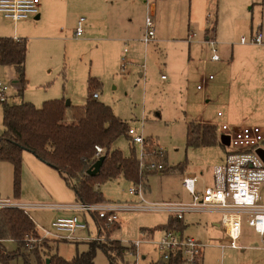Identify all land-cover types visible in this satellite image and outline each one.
I'll use <instances>...</instances> for the list:
<instances>
[{"label": "rangeland", "instance_id": "obj_1", "mask_svg": "<svg viewBox=\"0 0 264 264\" xmlns=\"http://www.w3.org/2000/svg\"><path fill=\"white\" fill-rule=\"evenodd\" d=\"M41 1L40 8L46 5L48 9L38 20L30 18L15 24L0 13V36H8L13 30H17L18 34L19 29L20 34L28 41L25 69L27 89L23 99L38 107L52 98L71 99L72 105H82L89 94H92L88 91L89 77H97L101 82L100 88L97 89L100 98L97 100L111 106L114 113L126 121L129 127L143 133L147 151L150 147L153 150L161 147L166 153L167 167L171 170L154 171L155 173L148 175L145 180L147 187L144 186L146 199L150 203L191 202L192 196L182 185V169L176 167L186 165V174L195 172L200 175L197 187L202 188L205 184H211L214 166L225 160L228 147L219 141V132L218 140L212 146H189L187 125L197 118L219 124L229 120V109L224 106L225 100H217L224 86L220 85L223 77L220 65H211L207 70V76L212 73L216 79L211 80L210 91L206 93L197 89L196 79L186 80L180 76L175 80L170 75L175 68L172 64L174 57L180 50V44H175V40L187 33L190 23L191 0H170V4L167 0L157 2V24L161 25L158 32L168 38V44L171 46L169 50L166 48L165 54L168 55L165 62L162 57L164 52L161 54L160 50L158 56H145L146 43L141 40L146 32L145 19L149 13L145 0ZM209 12L210 27L216 22V29L218 27L222 33V40L229 36L239 40L253 31L252 25L255 29L257 25H262L264 32V0H207L204 14L207 16ZM81 17L86 18L84 34L77 37L76 21ZM127 28L132 29L137 37H141L138 44L143 51L136 64L129 63L123 69V43L115 38L122 35ZM172 36L175 39H171ZM131 43L130 41V45ZM218 45L221 53H229L230 44ZM158 57L160 60H157ZM145 70L146 75H140ZM13 75H16L15 70L0 65V79L11 85V99L19 101L22 96L17 92L19 85L12 82ZM167 75L168 80L161 78ZM171 82L173 84H169ZM203 95H211V100L203 101ZM218 110L223 111L226 116L217 117ZM3 132L0 105V136ZM113 149L120 150L126 157L131 156L135 149L139 156L140 145H133L129 136H121L114 142ZM30 156L34 162L23 158L19 197L14 193L13 173L11 175V171L3 168L0 163V199H10L12 203H24L29 206L31 217L41 233L43 228H50L58 217L78 214L81 220L88 222L90 229V232L79 231L80 235L93 237L100 231L102 240L97 242L119 240L122 245H126L124 240L151 238L141 232V229L145 228H151L149 230L155 232L154 240L159 239L161 229L153 228L167 223L171 217L168 212L160 210H121L118 227L113 229L116 224L106 225L98 220L95 214L74 213L61 209L58 205L76 202L74 191L53 168L45 166L47 172L44 171L36 164L39 159L33 154ZM9 165L6 167L11 169ZM133 185V182L121 176L98 188L106 199L103 202L134 205L140 200L129 192ZM221 219L222 213L219 211L190 212L185 215V234L206 244V264H264L263 240L248 225H245V234L238 243L249 248H226L222 251L216 247V238L224 236L223 228L219 225ZM110 230L112 231L109 232ZM46 240L54 246L55 251L67 259H71L78 252L86 251L90 242L89 239L77 242ZM42 243L44 240L41 238H33L31 246H34L30 248H39L41 251ZM2 244L7 253L20 250V255L13 259L11 264H27L25 257L29 259L30 264H37L35 255L24 247L19 248L16 241L6 240ZM155 247L153 241H144L141 244L140 252L146 255L147 259L141 260L140 264H150L151 260L160 257ZM125 258L130 262L134 260V257ZM95 263L110 264L102 249H97ZM0 264H3L1 260Z\"/></svg>", "mask_w": 264, "mask_h": 264}, {"label": "trees", "instance_id": "obj_2", "mask_svg": "<svg viewBox=\"0 0 264 264\" xmlns=\"http://www.w3.org/2000/svg\"><path fill=\"white\" fill-rule=\"evenodd\" d=\"M207 33L216 30V22ZM28 51L26 38L15 40L13 37L0 36V65L13 66L17 72L16 82L19 84L18 94L23 96L27 85L25 64ZM101 82L97 77H89V93L97 92ZM3 107L4 132L0 136V161L10 162L13 167V188L16 197L21 194V177L23 153L29 151L47 165L55 168L74 190L76 201L82 203H100L105 201L103 192L98 186L121 176L134 184H145L151 173L148 163H163V172L171 170L167 167L166 153L148 148L146 165L135 152L124 156L123 152L113 149L114 142L121 136H129L128 123L117 116L112 107L94 99H88L82 105H71L65 98L47 100L41 107L31 102H0ZM217 126L190 121L187 125L189 146H212L217 142ZM148 140H151L148 138ZM103 148V153L96 156V146ZM100 156H105L100 171L88 175L87 171ZM186 165H178L182 169ZM175 169V167L173 168ZM98 219V218H97ZM99 220V219H98ZM117 225V223H115ZM117 226H114L115 229ZM184 220L171 216L166 224L158 225L153 230L179 229L184 231ZM112 229V230H113ZM110 230L109 232H111ZM40 237V231L30 214L22 208H0V260L3 264L20 255L17 252L7 253L3 241L14 240L19 248H26L27 239ZM39 248L28 249L37 260V264H96L97 249H102L110 264H133L126 260L125 250L119 240L107 242L90 241L88 249L78 252L67 259L54 250L48 240ZM26 263L30 264L25 257ZM49 260V262H48ZM150 264H184L180 252L173 253L168 262H152Z\"/></svg>", "mask_w": 264, "mask_h": 264}, {"label": "built area", "instance_id": "obj_3", "mask_svg": "<svg viewBox=\"0 0 264 264\" xmlns=\"http://www.w3.org/2000/svg\"><path fill=\"white\" fill-rule=\"evenodd\" d=\"M147 1V0H146ZM40 0H0V13L15 24L40 15ZM154 14L150 12L145 19L146 32L142 37V41L146 44L156 40V28L154 23ZM86 18H79L75 30L77 37L84 34V22ZM196 36L192 33L189 38ZM19 40V37H15ZM205 42L210 50V59L212 61H220L221 55L219 51L218 41L214 37H207ZM242 43L262 44V31L257 29L251 36L241 37ZM129 47L124 48L122 55V68L125 69L130 63L127 53ZM148 58V56H146ZM166 76H163L165 78ZM214 75H210L209 79H213ZM198 89L203 88L200 84ZM11 85L0 79V102H10ZM99 92L91 94V99H98ZM223 112L219 111L218 116H222ZM217 134L219 132V141L222 136H227L229 144L225 160L214 166L213 183L206 184L203 188H198L199 177L195 174L187 175L183 178V187L192 196L191 202L174 201L164 203H150L146 199L145 188L142 183L134 184L130 188V194L139 198L140 202L134 205L117 204L110 202L100 203H82L76 201L70 204L58 205L61 209L72 211L74 213L83 212L84 214H95L99 220L106 225L119 223V212L137 208L140 210H160L166 211L171 216L184 220L185 215L190 212L200 211H219L222 213L220 226L226 235V239L220 243L221 248L230 247L240 249L242 246L238 243L242 237L244 225L253 228L254 231L262 238L264 243V125L261 124H241L231 125L222 123L217 126ZM128 135L133 145H140L139 158L141 165H146L147 158L146 138L143 133H139L136 129L130 127ZM96 156L103 153V148L96 146ZM161 150L156 149L155 151ZM149 169L156 172H163L165 168L163 163L152 161L148 163ZM10 199H0V208L18 207L22 208L26 213L30 214L29 206L24 203L15 204ZM55 207V206H52ZM88 231L89 224L86 220H81L78 214L72 216H63L55 219L51 227L43 228L41 236L42 240L52 239L59 241H79L89 239V241H101L102 236L98 232L93 237L80 235L79 231ZM31 237L26 241V248L31 246ZM58 241V242H59ZM149 241L145 237L136 241H125L127 249L125 256L134 257L133 264H140V261L146 259L145 255L140 252L141 244ZM155 244V248L159 251L160 257L151 260V262H168L173 253L180 252L184 264H201L205 243L196 238L184 234L179 229L167 230L157 240H151ZM150 262V263H151Z\"/></svg>", "mask_w": 264, "mask_h": 264}, {"label": "crops", "instance_id": "obj_4", "mask_svg": "<svg viewBox=\"0 0 264 264\" xmlns=\"http://www.w3.org/2000/svg\"><path fill=\"white\" fill-rule=\"evenodd\" d=\"M129 1L137 2L138 0H129ZM158 1L159 0H147V1L145 0V2H147L148 4L149 13L153 12L154 14L153 19L155 23L157 37L154 42L150 44H146L144 48L145 49L144 52H145V56L147 55L150 56L153 54L154 56L155 54H157L156 56H158L160 55V52L161 54L162 52H164V54H162V57H163V62H165L164 60H166V56L168 55V54L167 55L165 54L166 48L167 50H169L171 46L170 44H168L169 42L168 38L166 36L160 35V33L158 32L161 26L157 24V16H158L157 2ZM167 1L169 4L172 2L170 0H167ZM40 2L42 1L40 0ZM206 2L207 0H191V10L189 11L190 23L186 31L187 33L185 35L179 36L180 37L179 40H175V44H180V50H179V54L176 57H174V60H173L174 63L172 64L175 68L172 69L173 74H170V75L175 80H178L180 76H181V79L186 78V80L194 78L198 81L197 86L200 84L203 85V88L198 89L197 87V89L199 91L203 90L206 93L210 91L209 86L212 84L211 80L216 79V76H214L213 79H209V76L213 74L210 73L209 76H207L206 74L207 70L210 69L211 65L213 66L220 65L223 71V77L220 81V85H224V86H223V91L218 95L217 100H219L220 98H223L225 100L224 106L229 109L228 119L233 124L228 122L229 120L228 121L226 120L222 123H229L231 125L254 124V123L264 125V42L262 44H254L250 42L242 43L241 38L239 40L238 39L235 40V38H230V36L229 38H225L224 40H222L223 36H222L221 30L218 27L215 31H211L210 33H207L208 30H211L210 23L208 22V20H210L209 17L211 13L210 12L207 13V16L206 14H204V7H205ZM47 9L48 7L46 5H42V7L40 8L39 19L42 18L43 12H47ZM77 21H76V24H77ZM114 26L116 27V25ZM260 26L261 27H258L257 25V28L255 29L252 25L253 31L251 30L252 32L249 35H247V37L251 36L257 29H259L260 31H262L263 41H264V32L262 29V25ZM193 32L197 34L196 36L190 39L189 36ZM8 36L13 37V38L17 36L20 39L24 38L20 34L19 29H18V34H17V30L15 32L13 30V33L8 34ZM207 37H214L218 41L219 44L223 43L224 45L225 44L231 45L228 54L220 52V55H221L220 61H212L210 59V50L205 42V39ZM115 39L118 42H121V44L123 43L124 48L126 46L129 47V52L127 53V55H128V58L130 57V64L131 63L136 64L139 60V57L142 55V51H143V49H141L140 45L138 44L141 37H137V35L134 34V31L132 29L127 28L122 35H120L119 37H116ZM171 39H175V38H173L172 36ZM130 41L132 42L131 45H130ZM124 48H123V54H124ZM207 49L209 51H207ZM117 57H118V54H117ZM157 60H160L159 57L157 58ZM6 67H10L13 70H15L16 75H13L12 82L18 84L16 82V78H17L16 69L13 66H6ZM144 67H146L145 64H144ZM25 68H26V64H25ZM146 73H147V70H145L144 72H141L140 75L143 76V75H146ZM161 78L163 80H168L169 77L167 75L165 78H163V76H161ZM169 84H173V83L171 82ZM26 89L27 87L25 88V90ZM25 90H24V93H25ZM23 96L21 100L15 101L11 99L12 95L10 93V101L14 103L25 101L23 99ZM203 96H204L203 101L205 100V102H208L211 100L209 99L211 95L209 96L203 95ZM99 98H100V95H99ZM52 99H55V98H52ZM88 99H91V94H89V96L83 101L82 104L86 103ZM67 101L69 104L71 105L73 104L71 99H68ZM219 111L221 110L217 111V117L221 118V117L226 116V114L223 111H222L223 115L218 116ZM2 114H3V107H2ZM193 121L197 123H202V124H213L216 126L220 125L219 122L216 123L214 121H207V120H204L203 118H197ZM160 149L163 151L161 147ZM30 154H33V153L29 151H24L23 158L26 161L28 160V161L34 162ZM0 163L2 166H4L3 168H5L6 170H10L11 175H12L14 171L13 165L7 161L5 162L2 161ZM8 164H10L9 166H11V169L9 167H6V165ZM36 164L38 165L39 168L43 169L46 172H47V169H45L46 168L45 166L52 168L51 166L47 165L40 159L39 161H37ZM53 169L56 172H58L55 168ZM186 171L182 172V180L185 176L190 175V174H186ZM194 174L197 175L200 179V175H198L195 172ZM59 176H61L60 173H59ZM61 178L63 177L61 176ZM212 183H213V179L211 180V184ZM75 199H76V196H75ZM245 227L247 226L244 225L242 237L240 239H242L245 234V231H244ZM149 229L151 228H145V230L141 229V232H143L145 236L151 237V238H145L151 241L155 239V232L154 231L152 232ZM159 231L161 235L158 238H160L163 235L165 230H159ZM183 232L185 234V231ZM258 237L261 239L259 235ZM225 239H226L225 233L223 237L216 238V241H217L216 247L220 248L222 251H224V249L226 248H230V247H225V248L220 247V243L224 241ZM124 241H127V240H124ZM241 246H242V250L249 248L248 246H245L242 244ZM145 257L147 259L146 255ZM201 264H206L205 250L203 251V255L201 258Z\"/></svg>", "mask_w": 264, "mask_h": 264}, {"label": "water", "instance_id": "obj_5", "mask_svg": "<svg viewBox=\"0 0 264 264\" xmlns=\"http://www.w3.org/2000/svg\"><path fill=\"white\" fill-rule=\"evenodd\" d=\"M36 19H39V16H37ZM221 142L224 145H228L229 144L228 137L227 136H222L221 137ZM104 159H105V156H100L98 158V160L95 162V164L87 171V174L91 175V176L96 175L100 171V168H101V166L103 164ZM48 262H49V260H48Z\"/></svg>", "mask_w": 264, "mask_h": 264}]
</instances>
